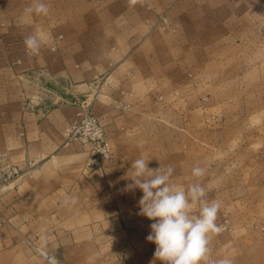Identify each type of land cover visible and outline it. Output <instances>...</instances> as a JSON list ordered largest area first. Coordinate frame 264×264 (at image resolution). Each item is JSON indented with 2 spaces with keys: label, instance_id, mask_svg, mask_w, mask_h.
<instances>
[{
  "label": "rangeland",
  "instance_id": "obj_1",
  "mask_svg": "<svg viewBox=\"0 0 264 264\" xmlns=\"http://www.w3.org/2000/svg\"><path fill=\"white\" fill-rule=\"evenodd\" d=\"M43 2L47 15H28L33 0H0V111L18 103L47 115L76 105L65 136L99 129L113 153L104 175L86 173L106 178L109 163L121 158L126 167L115 176L128 185L141 156L153 170L172 165L171 183H201L209 201L222 203L216 223L223 231L210 241V258L264 264V0ZM38 29L49 39L30 54L24 40ZM61 48L83 66L81 80L48 67L61 66ZM4 158L0 151V168L19 174L0 199L22 175ZM196 166L203 177L192 176ZM141 191L104 201L117 203L130 224L129 242L116 250L142 258L123 251L103 264H161L146 239L154 221L139 214ZM3 220L0 226L11 223L0 211Z\"/></svg>",
  "mask_w": 264,
  "mask_h": 264
},
{
  "label": "crops",
  "instance_id": "obj_2",
  "mask_svg": "<svg viewBox=\"0 0 264 264\" xmlns=\"http://www.w3.org/2000/svg\"><path fill=\"white\" fill-rule=\"evenodd\" d=\"M58 55L61 66L48 67L81 80L83 66L69 61L65 48ZM12 105L18 109L0 111V151L22 175L0 199V211L11 221L0 226V264H46L26 237L39 247L46 243L60 264H88L89 256L103 264L123 251L125 258H142L116 250L129 242L130 224L117 203L104 201L136 196L125 194L128 190L120 194V186L130 182L115 176L126 167L121 158L109 163L106 178L89 175L84 171L88 154L65 136L78 107L60 106L43 115ZM69 196L76 197L73 207L64 204Z\"/></svg>",
  "mask_w": 264,
  "mask_h": 264
},
{
  "label": "clouds",
  "instance_id": "obj_3",
  "mask_svg": "<svg viewBox=\"0 0 264 264\" xmlns=\"http://www.w3.org/2000/svg\"><path fill=\"white\" fill-rule=\"evenodd\" d=\"M25 13L47 15L49 7L43 0H33ZM48 39V35L38 29L25 38L24 44L30 54H38ZM96 134H100L99 129ZM150 160L141 156L132 161V183L125 190H142L139 214L154 221L146 237L147 241L156 245L154 256L161 264H233L228 256L215 260L210 258V241L223 231V227L216 223L221 201H209V189L201 183L189 184L187 189L171 183L174 167L160 164L153 170L148 167ZM204 175V168L196 166L192 169V176L201 178ZM64 204L75 205L76 197H66ZM197 206L198 213L193 211ZM36 251L46 264H59L46 243L37 247ZM94 260V256L87 258L88 264H94Z\"/></svg>",
  "mask_w": 264,
  "mask_h": 264
},
{
  "label": "built area",
  "instance_id": "obj_4",
  "mask_svg": "<svg viewBox=\"0 0 264 264\" xmlns=\"http://www.w3.org/2000/svg\"><path fill=\"white\" fill-rule=\"evenodd\" d=\"M68 138L78 140L80 145L83 146L84 151L88 154V159L85 164V168L88 171H96L101 175L105 174V162L112 158V150L110 149L104 133L100 130V134L97 135L94 132H82L76 128L68 132ZM1 161V160H0ZM0 190L9 182L11 178L16 177L19 174V168L15 166H4L0 168ZM5 220L0 223L3 224ZM60 264V263H59Z\"/></svg>",
  "mask_w": 264,
  "mask_h": 264
}]
</instances>
